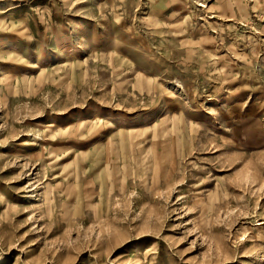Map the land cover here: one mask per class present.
I'll use <instances>...</instances> for the list:
<instances>
[{"label":"rangeland","instance_id":"obj_1","mask_svg":"<svg viewBox=\"0 0 264 264\" xmlns=\"http://www.w3.org/2000/svg\"><path fill=\"white\" fill-rule=\"evenodd\" d=\"M0 264H264V0H0Z\"/></svg>","mask_w":264,"mask_h":264}]
</instances>
